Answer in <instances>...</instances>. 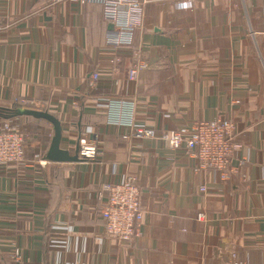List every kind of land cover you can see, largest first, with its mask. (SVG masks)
<instances>
[{
    "label": "crops",
    "instance_id": "0c3cea01",
    "mask_svg": "<svg viewBox=\"0 0 264 264\" xmlns=\"http://www.w3.org/2000/svg\"><path fill=\"white\" fill-rule=\"evenodd\" d=\"M47 3L0 0V107L49 111L62 148L98 137L101 156L0 165V264H264V0H149L137 82L130 49L105 45L100 3ZM129 97L136 124L159 133L230 120L238 147L227 176L157 137L126 139L106 101ZM5 122L27 135L28 157L46 154L52 126ZM129 174L141 189L140 234L120 242L104 231L98 193Z\"/></svg>",
    "mask_w": 264,
    "mask_h": 264
},
{
    "label": "built area",
    "instance_id": "2783aa9c",
    "mask_svg": "<svg viewBox=\"0 0 264 264\" xmlns=\"http://www.w3.org/2000/svg\"><path fill=\"white\" fill-rule=\"evenodd\" d=\"M72 1L79 4L100 3L104 9V18L112 28L106 32L105 45L113 49H130L135 62L128 72V80L137 82L139 73L148 67L142 60L141 51L135 48V35L144 28L145 8L149 0H48L46 8ZM192 0H186L190 3ZM118 61V58H115ZM98 74L91 76L98 80ZM35 105L39 102L32 101ZM106 107L109 122L129 127L124 137L129 140L142 138H159L165 147L172 149L185 148L198 162L199 169L212 168L227 176L234 150L238 147L232 140L233 123L222 117L211 121H197L191 125L158 132L152 127L136 124V99H108ZM54 131L48 133L51 141ZM48 146V145H46ZM98 137L81 139L79 157L84 162L97 160L101 156ZM47 148V147H40ZM48 150V149H46ZM45 153L39 149L28 157V137L16 130L10 122H5L0 129V165L32 164L43 166ZM204 190V187H202ZM99 211L107 235L120 242H129L140 234L141 189L134 175H127L117 182L104 184L98 193ZM14 258H20V251H14ZM240 264V263H235Z\"/></svg>",
    "mask_w": 264,
    "mask_h": 264
},
{
    "label": "water",
    "instance_id": "95a60500",
    "mask_svg": "<svg viewBox=\"0 0 264 264\" xmlns=\"http://www.w3.org/2000/svg\"><path fill=\"white\" fill-rule=\"evenodd\" d=\"M110 28H112V26H110ZM0 116L4 118L13 116H29L49 121L53 127L54 135L44 156V160L55 163H76L82 161L79 157V148H76L75 151L71 153L69 150L61 147L62 125L60 120L49 111L16 106L13 109L7 110L0 107Z\"/></svg>",
    "mask_w": 264,
    "mask_h": 264
},
{
    "label": "trees",
    "instance_id": "16d2710c",
    "mask_svg": "<svg viewBox=\"0 0 264 264\" xmlns=\"http://www.w3.org/2000/svg\"><path fill=\"white\" fill-rule=\"evenodd\" d=\"M16 107H25V108H30V109H38L36 106L32 105V104H23V103H17L15 105ZM32 119L36 122H39L40 124H43V125H51V123L45 119H42V118H34L32 117Z\"/></svg>",
    "mask_w": 264,
    "mask_h": 264
}]
</instances>
